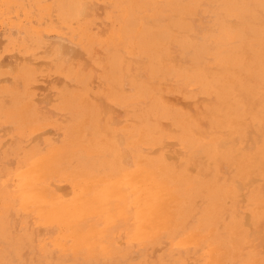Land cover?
<instances>
[{
	"label": "rangeland",
	"instance_id": "rangeland-1",
	"mask_svg": "<svg viewBox=\"0 0 264 264\" xmlns=\"http://www.w3.org/2000/svg\"><path fill=\"white\" fill-rule=\"evenodd\" d=\"M165 1L0 0V63H2L0 64V264H113V262L115 264H232L233 261V264H264V259H261L264 258V246H261L264 243V228H261L263 225L259 226V224L264 223V217L263 219H261V216H257L261 217L260 219L253 217L252 221L254 219L253 223L255 224L251 228L248 222L250 219L246 215L249 209H252V203L249 200H245L242 203L240 201L234 202V206L241 213H235L237 216L235 214L225 213L224 215V213H220L221 215L223 214L222 217L221 215L214 216L213 219V216H201L200 214L198 216L196 213L191 215L193 217L187 216L184 218L185 225H182L183 218H180L178 220L180 226L178 229L181 230H179L181 233L174 230L171 233L160 235L156 240L149 238V236L136 235L138 226L130 207L128 208V206H131V202L122 201L120 198L125 196L126 191L119 184L122 182V171L114 163L116 155L121 152H126L127 154L131 150L127 145L128 141L133 140L122 136L125 134V128L127 131L138 129L140 116H146L158 121L156 122V127L163 125L159 129L165 132L164 118L169 113L173 114L172 110L166 108V104L168 106L175 104L181 107L178 108L176 106L177 109L183 108L186 110L187 104H183L187 99L183 100L180 97L177 99V95L173 93L174 96L169 91H165L166 101L161 102L159 98V105L154 102L156 97H159L164 92L162 90L165 83L175 84L179 89L187 88L190 90L191 96L194 94L200 95V86L194 83L195 80L191 76L187 77L185 72L180 74L176 68L163 66L158 62L156 69L159 74H157V77H160L159 81L165 78L164 82L162 81L158 86L154 84V86L148 81L149 84L144 88L146 81L149 78L152 79V76L149 73H144V70L141 73L144 78L136 80L135 60L141 61V64L148 65L152 61V56H154V53L157 54L158 50L167 52L174 48V50H178L182 54L180 55L181 57L187 55L192 60L193 65H206L204 69L206 73H216L220 68L216 63L217 60L223 61L226 55L231 58L230 62L233 63L240 59L239 54L233 51L234 49L237 50L240 44L236 43L234 48L233 42H226L227 39L216 40L219 41L218 48L221 52L219 54L218 50L215 54L211 50L195 54V52H198L196 48L193 53H190L194 48L182 41L178 32L182 28L183 17L192 3L197 6L198 1L192 0V2L190 0V3L188 0H181L180 2L175 0L176 3L173 0ZM199 1L202 3L201 0ZM204 1L208 4L209 10L217 9V11L213 10L217 15H220L221 12H226L228 8H224L225 6H232L229 0H227L228 5H225L223 0L222 2L220 0ZM252 1L259 7L257 8V5L253 4ZM245 3H247L250 13L246 15L248 19L246 17L244 19L243 28L246 32L244 29L243 31L247 35V39L245 38L244 41H249L248 36L254 30L259 33L258 35L256 34L259 37L257 38L259 42H253L254 44L251 43V46H254L253 48H264V44L261 42L264 38V20H262L264 11L260 8L257 0H245ZM144 5L147 6L145 7ZM250 6L252 7L250 8ZM176 10L179 14H176ZM251 13L255 16L258 13L260 17H256L262 18L256 24L258 30L254 28V25L249 27L252 22ZM222 16L225 15L222 14ZM227 19L235 20L234 18ZM172 30L178 35L172 33ZM170 40H173V43ZM237 45L239 46L237 47ZM188 50L189 52H187ZM182 52L185 53L183 54ZM80 54L81 56H79ZM258 60L260 59L258 58ZM153 61L157 60L154 58ZM233 63L225 67L223 64L221 65V68H223L222 76L226 81L215 76L210 81L213 82L219 79L218 81L221 80L220 82H229L230 84L240 83L241 79L247 76V73L242 67V62L237 67L233 66ZM5 65L6 67H4ZM187 65H191L189 60ZM190 67L186 66V70L189 73L192 72ZM232 68L235 69L232 70ZM229 69L233 72H230ZM243 70L246 74L242 72ZM237 74L239 78L236 77ZM233 76H235V79H233ZM201 79L203 82L205 77H201ZM186 82L187 84H185ZM136 85L138 89L141 88L140 91L135 90ZM142 87L144 90H142ZM101 104L104 106L101 107ZM101 108L103 109L101 110ZM137 109L139 110L137 111ZM226 110L227 107L222 112L224 118H227L228 115L225 114ZM88 113L92 114L95 130L99 133V137L94 139V141L97 140V144L94 142L97 150L84 148L86 144L83 141L85 140L76 136L78 132L83 134L87 127L93 129V126L86 122V114ZM259 118L262 119L263 117ZM258 123L259 119H255L253 122L254 126ZM149 125L150 121L148 120L147 126L145 124L148 130ZM67 129L69 133H67ZM77 130L79 131L76 132ZM201 130L203 131L204 128ZM108 132L110 137L114 138L111 140L112 144H110V138L107 136ZM63 143L64 145L67 144L69 148H65L66 146ZM58 144H61L63 148L60 149L61 147ZM79 145H81V149ZM100 146L103 150L97 148ZM114 146L117 148H114ZM141 146H145L141 150L143 154L148 155L151 152L149 145L143 144ZM70 147L74 148L75 151L72 148L70 149ZM227 147L228 145L224 149H227ZM32 150L34 152L30 153ZM67 150L70 153H66ZM81 151L84 155L89 152L90 157L88 154L82 156ZM74 152H79L80 155ZM107 153H110L111 159L109 158V161H114L113 164L116 165V168L115 166L111 168L109 161L107 165L104 164L103 161H106V156H109ZM79 157L81 161L84 160L83 162L88 161V164L84 165L86 168L82 169L83 173L89 165L92 166L91 161L93 165H96L92 166L94 169L90 170V174H94L93 176L86 174V172L84 175L82 173V177L74 175L75 172L71 167L75 164L72 163H75L74 160ZM40 159L41 167L45 164L50 166L43 178L45 193L42 196H46L52 206L68 210L66 215L71 209L70 205L75 203L76 200H87L83 205H78L76 209L82 214L81 219L73 221L71 217L70 222L75 224L76 227L79 226L83 233H88L93 226L97 231L106 230L105 233L101 234V239H98L102 250L91 251L83 244L79 247L74 246L71 238L67 237L70 234V228L66 223L46 222L47 220L43 218L47 214L45 206L41 207L35 203L24 204L21 196L30 189V180L27 172L34 162L40 161ZM43 169L44 167L41 170ZM87 178H89L88 186L83 184ZM38 186H41V183ZM83 190L84 193L81 194ZM98 191L108 195L104 204L105 209L102 212L99 210V198H97V193H95ZM248 198L250 199V195H248ZM88 202L95 207L93 208V213H91L92 210L87 209ZM118 212H121L120 216H118ZM223 218L228 219L227 223H231L232 220L239 222L237 225L240 227L235 226L236 223L233 221L231 224L228 223L229 225L227 226ZM186 219L189 221H186ZM107 222L109 225H107ZM210 223H213V226ZM204 225L209 226L206 229ZM246 226L250 227V230ZM244 227L248 230L246 231L248 234L245 232ZM222 230L224 231L222 232ZM258 230H260V234ZM201 231L203 232L201 233ZM215 232L218 236L215 235ZM254 236H256L255 238L258 242L261 240L263 243L260 242L257 245L258 242L255 243ZM258 236L260 237L259 239L257 238ZM218 237L219 241L217 244ZM208 238L209 240H207ZM220 240L221 242L223 241V244L220 243ZM227 240L229 241L228 243ZM201 241L203 242L201 243ZM240 242L242 245L244 244V247L240 245ZM250 242H253L252 246ZM199 244L200 247H198ZM255 245H257V248ZM251 250L253 251L251 252ZM239 252L243 255L239 254ZM226 257H228V260H226ZM181 258L186 259L182 260ZM247 259H250V261Z\"/></svg>",
	"mask_w": 264,
	"mask_h": 264
},
{
	"label": "bare ground",
	"instance_id": "bare-ground-1",
	"mask_svg": "<svg viewBox=\"0 0 264 264\" xmlns=\"http://www.w3.org/2000/svg\"><path fill=\"white\" fill-rule=\"evenodd\" d=\"M180 1L181 0H179V2ZM189 1L190 0H188V2ZM197 1H198V5L195 6V4L192 3V5L189 8V10L187 11L186 15L183 17L184 22L182 24L181 30L178 32V34L181 35V40L194 48L192 50V52H190V53H193L195 51V48H196V49H198V52H195V54H201L200 53L201 51H203V52L208 51L209 52L210 50L212 52H214L213 54H215L218 50V54H219V53H221L219 48H218V46H219L218 42L219 41H216V40L227 39L226 42H231V43L233 42L232 45L234 46V48L236 46L235 45L236 43L240 44V46L237 45V47L239 46V48H237V50H235V49L233 50V51H236L235 53L239 54L240 59H237V61H234V59H233V61L235 62V63H233V62H230L231 58H228V55H226L225 58L223 57L224 58L223 61L217 60L216 63L220 66V68H219L218 72L216 71V73L215 72L210 73L208 71H207L208 73H206V71L204 70L206 68L205 67L206 65L205 66H198L196 64L193 65V62H191L192 60H190L187 57V55H183L184 57L183 56L181 57L180 55H182V54H180V52L178 50H174V48L173 49L171 48L167 52L164 50H162V51L158 50L157 54L154 53V56H152L151 62H154L153 61L154 58L157 61H155L154 63L150 62L148 65H144L143 63L141 64L140 63L141 61L138 62L137 60H135L136 80H138L139 78L142 79V77L144 78V75L141 74L142 72H144V70H145L144 73H149L152 76V79L149 78L146 81L144 88L147 87V85L149 84L148 81H150V83L152 85L156 84L158 86L165 79L164 78L163 80L159 81L160 77H157V74H159V73H157V69H156L157 62H158L159 64H161L163 66H167V67L171 66V67L176 68L180 74L182 72H185V74H186L185 76H187V77L191 76V78L195 80L194 83L197 86H200V88H199L200 89V95L194 94L193 96H191L189 93L190 90H188L187 88L179 89V87L175 84L170 85V84H168L169 82L167 84L163 83L164 89L162 88L163 89L162 91H164V92L162 94H160L159 97H156V100H154V102H156L159 105V103H158L159 98H160L161 102L166 101L167 99L165 98V91L166 92L169 91L172 95H174V94L177 95V99L179 97L183 100L187 99L185 101L186 103L184 102V104H183L181 102L183 105L187 104L186 105L187 107L185 106L186 110H184L183 108L177 109L178 106L175 104H172L171 106H168L166 104V106H167L166 108L172 110L173 114L171 115L169 113V115H167L165 118L162 117L165 120L164 121V127L166 128L165 132H163V131H161V129H159L163 125L156 127V122H158V121L150 119L149 117L147 118L146 116H144V117L140 116V123H139L138 129H136L134 127L135 130H131V131L128 130L127 131V129L125 128V134L122 135L125 138L127 137V138L133 139L130 142L128 141V145L125 143L131 149L128 152L129 154L127 153L128 154L127 155L126 152L119 153L118 155H116V160L114 163V161H112V160L109 161L110 153H107L109 156L108 157L106 156V161H103L105 165H107V162L109 161L110 162L109 165L112 166L111 168H113L114 166L116 168V165H117L120 168V170L122 171V179H121L122 182H120L119 184H121L123 186V188H125L126 193H125V196H122L120 198L122 201L131 202V206H128V208L130 207V209L132 211V215L135 217L134 219H135L136 225L138 226V230L136 231V235L141 234V236H143V237L149 236V238L156 239V240L160 235L171 233L174 230H177L179 233L181 231L180 229H178L180 227L179 222H178V220L180 218H183V223H182V225H183L185 223L184 222L185 217H187V216L193 217L191 215L196 214V213H197L196 215L200 214L201 216H203V215L208 216V217L213 216V219H214V216H220L221 215L220 213H224V215H225V213H229V214L238 213L239 211L237 210L236 206H234L235 201L236 202L240 201L242 203L245 200L246 201L249 200L252 203V209L250 208L249 212L246 213L247 217H249V219H250L249 221L248 220L247 221L251 225V228L254 227L253 224H255V223H253L254 219L252 221L253 217L261 216L262 217V218L260 217L261 219H263V217H264V48L255 47L256 48L255 49V48H253L254 46H251V43L259 42V39H257V38H259L257 36L259 33L255 32L254 30L248 36L249 41H247V42L244 41V39L247 36V35H245V33H244L245 29L243 28L244 19H245L246 15H248L250 13V11L248 10L249 7H247V3H245V0H229L232 3V6L231 7L225 6L224 8H226V9L228 8V9L226 10V12H221L220 15H217V13L213 11L215 9H213L212 11L209 10L208 4L206 3V1L201 0L202 3L199 0H197ZM213 1H215V0H213ZM263 1L264 0H257V2L260 4V8L264 11ZM173 2H175V0H173ZM220 2H222V0H220ZM223 2L225 3V5L226 4L228 5L227 0H223ZM82 3H84V2H82ZM85 3H87V2H85ZM212 3H214V2H212ZM252 3L254 4L255 2L252 1ZM162 4H164V3L162 2ZM183 5L185 6V4H183ZM251 7L252 6H250V8ZM256 7L258 8L259 6L257 5ZM97 9H98V7H97ZM141 9H143V8H141ZM219 9H220V6H219ZM253 9H254V7H253ZM253 9H251V10H253ZM174 11H175V9H174ZM182 11H184V10L182 9ZM215 11H217V9ZM253 12H254V10H253ZM177 13L178 12L176 10V14ZM222 14L225 16H222ZM220 16L223 17V19H221ZM251 16H252L251 17L252 22L250 23L251 25H249V27L254 25V28L257 29L256 24L262 18L261 19L258 18V17H260V16H258V13L256 15L258 17H256L252 13H251ZM133 18H135V17H133ZM227 18H234L235 20H228ZM262 20H264V18ZM260 26H258V27H260ZM176 29H177V27H176ZM243 29H244V31H243ZM247 32H248V30H247ZM172 33H175V32L172 30ZM178 34L175 33V35H178ZM248 34H249V32H248ZM170 41H172V43H173V40H170ZM261 42L264 44V38L262 39ZM221 44L223 45V43H221ZM63 46H62V49H63ZM226 47H229V46H226ZM178 48H176V49H178ZM188 48H190V47L188 46ZM62 49H61V51H62ZM152 49H154V48H152ZM179 50H180V48H179ZM253 50H255V51H253ZM71 51H73V50H71ZM185 52H186V50H185ZM187 52H189V50ZM227 52H229V51H227ZM72 53H74V52H72ZM79 56H81V54ZM230 57H232V56H230ZM69 58H70V56H69ZM186 58L189 60V62L191 64L190 66H192V67L187 65L188 60ZM258 58L260 60H258ZM243 61H244V63H243ZM241 62H242L243 69L247 73V76L245 75L246 77L242 78L240 83L230 84L229 82H220L221 80L218 81L219 79L214 80L213 82L210 81V79H213L214 76L219 77L222 80L226 81V79L222 76V74H223L222 69L223 68H221V65L223 64V66L225 67L226 65L233 63L232 65L237 67V66H239V64ZM0 64H2V63H0ZM186 66L190 67V69H192L191 73L187 72ZM4 67H6V65ZM163 68L166 69L165 67H163ZM211 68H213V67H211ZM14 69H17V68H14ZM233 69H235V68H232V70ZM232 70L229 69L230 72ZM244 70L242 72H244ZM245 72H244V74H246ZM13 73H15V72H13ZM205 73H206V75H205ZM225 73H226V71H225ZM196 75L199 77H197ZM162 77H164V76H162ZM201 77H205V80L203 82L201 81L202 80ZM233 77H234L233 79H235V76H233ZM236 77H238V74ZM190 81H188V82H190ZM185 84H187V82ZM144 88L142 87V90H144ZM176 88H178L179 90ZM102 89L104 90V88H102ZM168 89H170V90H168ZM135 90L140 91L141 88L138 89V87L136 85ZM148 91H150V90H148ZM144 95H145V93H144ZM178 95H180V96H178ZM100 96H102V95H100ZM151 96H152V94H151ZM171 100H173V99H171ZM99 103H101V102L99 101ZM102 106H104V105L101 104V107ZM225 107H227V110L225 113V114H228L227 118H224L223 117L224 114L222 113L223 109ZM178 108H181V107H178ZM102 109L103 108H101V110ZM138 110L139 109H137V111ZM69 113H71V112H69ZM179 114H181V115H179ZM91 115L92 114H90V113L86 114V117H87L86 122L90 123L93 126V129H90L87 127V130L83 134L81 132H78L79 130H77L76 132H78V133L76 134V136L81 137L80 139L85 140V141H83V143H85L87 146L85 145L84 148H90L89 150H93V149L97 150L95 148L96 145L94 143V142H96V144H97V140L94 141V139L99 137V135H98L99 133L95 130L94 120L92 119ZM164 115H165V113H164ZM259 117H261V118L263 117V118L260 119ZM255 119H259V123L255 124V126H254L253 122ZM148 120L150 121L149 130L146 127L148 124ZM187 121H188V123H187ZM84 123H85V121H84ZM140 124H141V127H140ZM145 124H146V126H145ZM89 127H90V125H89ZM203 128H204V130L202 131L201 129H203ZM68 129H70V128L68 127ZM68 129H67V131H68ZM67 133H69V131ZM109 134L110 133L108 132L107 136L110 138V144H112L111 140L114 138L110 137ZM73 144H74V142H73ZM105 144H104V146H105ZM143 144L144 145L147 144L150 147L151 152L148 155L143 154V152L141 151L142 148L145 147V146H141ZM58 145H60V147H61V144H58ZM63 145H64V143H63ZM76 145H77V143H76ZM81 145H82V143H81ZM81 145H79L80 149H81ZM226 145H228V147H227V149L226 148L224 149V147H226ZM64 146H66L65 148L68 147L67 144ZM112 146H110V148H112ZM74 147H75V145H74ZM62 148L63 147H61L60 149H62ZM71 148L72 147H70V149ZM97 148L102 149L101 146L97 147ZM114 148H117V147L114 146ZM72 150H74V148H72ZM98 151H100V150H98ZM33 152L34 151L32 150V152H30V153H33ZM63 153H64V151H63ZM66 153H70V152H68V150H67ZM74 153H76V154L78 153L80 155L79 152H74ZM88 153H85V155H87ZM91 153H90V155H91ZM111 153H112V151H111ZM115 154H117V153H115ZM83 155L84 154L82 152V156ZM88 156H89V154H88ZM62 157H63V155H62ZM65 158H66V156H65ZM107 158H108V160H107ZM74 161H75V163H72V164H75V165L73 167H71L75 172L74 175H79L82 177V173H83L82 169L86 168V166H84V165L88 164V161L86 160L85 162H83L84 160L81 161L80 157L76 158V160H74ZM94 161H95V159H94ZM103 162H102V164H103ZM90 163L92 166H96V165H93L92 161ZM113 163L116 165H114ZM92 166L89 165L87 167V169H85L83 175L85 174V172H86V174H90V170L92 168L94 169V167H92ZM43 167H44V169L41 170ZM43 167H41V159H40V161L34 162V164L29 168L27 175H28L29 180H30V185H29L30 189L27 191V193H23V195L21 196L23 199L22 201H24V204L25 203H30V204L35 203L38 206L40 205L41 207L45 206V208L47 209V210H45L47 212V214L43 218L45 220H47L46 222L66 223L70 228V230H69L70 234L67 235V237L71 238L74 246L79 247L80 245L83 244L84 246H86V248L88 250H91V251L92 250L94 251L96 249L102 250L100 248L99 243H98V239H101V234L105 233L106 230L97 231L96 229H94V226H93V228H90L88 233H83L82 232L83 230H81V228L79 226L76 227L75 224L70 222L71 217L73 218V221H77V220L79 221L81 219L82 214L79 211H77L76 209L78 208L77 207L78 205H83L87 200H84V199L76 200L75 203L70 205L71 209H69V213L66 215L68 210H62V209H58V208L52 206L50 203V200L46 199V196H42L43 193H45L44 192V186H43V178L45 177L46 171L50 168V166L45 164V165H43ZM104 170H105V168H104ZM90 175H92V174H90ZM88 180H89V178H87L83 184H86V186H88V184H89ZM68 181H69V179H68ZM39 183H41V186H38ZM123 188H121V189H123ZM83 193H84V190L81 191V194H83ZM95 193H97V198H99V200H98V202L100 203L99 210H100V212H102L105 209L104 204L107 200L106 198L108 195L102 191L101 192L98 191ZM248 195H250V199L248 198ZM126 196L129 198L127 199ZM47 197H48V195H47ZM195 202L197 204L200 203V205L197 206V204ZM240 202H238V203H240ZM239 206H241V205H239ZM67 208H69V206H67ZM93 208H95V207H93L92 204L90 205V203L88 202L87 203V209L92 210L91 213L94 212ZM120 215H121V212L120 213L118 212V216H120ZM122 215H125V214H122ZM222 215H221V217H222ZM246 215H245V217H246ZM200 218H202V217H200ZM257 218L260 219L259 217H257ZM228 219L230 220V218H228ZM228 219L227 220L224 219L226 221V223H227ZM246 219H248V218H246ZM246 219H244V220H246ZM221 220H222V218H221ZM186 221H189V220L186 219ZM232 221H231V223L234 222V221L233 222ZM260 221H262V220H260ZM204 222L207 223V221H205V220H204ZM243 222H245V221H243ZM206 223H204V224H206ZM228 223L231 224L230 222H228ZM228 223H227V226L229 225ZM234 223H236L235 226H239V225H237L239 222L237 223V221H236ZM194 224H195V222H194ZM214 224H217V223H214ZM107 225H109L108 222H107ZM198 225H200V224H198ZM210 225L213 226V223L212 224L210 223ZM218 225H221V224H218ZM261 225H263V227ZM196 226H197V224H196ZM207 226H209V225H204V227L206 229H207ZM256 226H257V223H256ZM259 226H261V228H264V223L259 224ZM81 227L83 228V226H81ZM246 227H248V226H246ZM246 227H244L245 232L248 231V230H246ZM257 227H256V229H257ZM249 228L250 227H248V229ZM181 229H182V227H181ZM184 229H186V228L184 227ZM242 229H243V227H242ZM259 229H260V227H259ZM260 230H258V233L260 232ZM107 231H108V229H107ZM177 231H175V232L177 233ZM223 231L224 230H222V232ZM226 231H228V230H226ZM251 231H253V230L251 229ZM251 231H250V233H251ZM256 231H254V232H256ZM202 232L203 231H201V233ZM216 232H217V230H216ZM216 232H215V235H217ZM251 234L253 235V233H251ZM263 234H264V230H263ZM255 235H256V233H255ZM220 236H221V234H220ZM240 236L242 237V235H240ZM249 236L253 237L251 235H249ZM172 237H173V235H172ZM225 237L228 239L227 236H225ZM225 237H224V239H225ZM255 237L256 236H254V238ZM209 238L207 240H209ZM257 238L259 239L260 237L258 236ZM218 239H219V237L217 238V241H216L217 244L219 241ZM262 239H263V237H262ZM255 240H256L255 243H257L258 240L256 238H255ZM252 241H254V240H252ZM25 242H26V240H25ZM202 242L203 241H201V243ZM228 242L229 241L227 240V243ZM242 242H244V241H242ZM260 242L263 243V241L259 240L257 245H259ZM212 243L214 244V242H212ZM220 243L223 244V241L221 242V240H220ZM250 243H247V244H250ZM252 243H251V246H252ZM148 245H150V244H148ZM228 245L230 246V244H228ZM240 245H242V243ZM257 245H255V247ZM222 246H220V247H222ZM229 246H227V247H229ZM242 246L244 247V244ZM261 246H264V243L261 244ZM101 247H103V246H101ZM162 247H164V246H162ZM198 247H200V244L198 245ZM225 247H226V245H225ZM235 247H237V246H235ZM255 247H253V248H255ZM246 248H248V247H246ZM261 249H259V250H261ZM155 251H157V250H155ZM162 251H163V249H162ZM252 251L253 250H251V252ZM261 251H263V250H261ZM243 252H245V251H243ZM249 253H250V251H249ZM239 254L243 255L240 252H239ZM254 254H256V253L254 252ZM250 257H251V255H250ZM125 258H126V256H125ZM227 258L228 257H226V260H228ZM76 259H78V258H76ZM181 259L185 260L186 258H181ZM229 259H231V258H229ZM261 259H264V258H261ZM226 260H224V261H226ZM247 260L250 261V259H247ZM238 261H240V260H238ZM179 262H180V260H179ZM262 262H263V260H262ZM233 263H234V261L232 262V264ZM113 264H115V263L113 262Z\"/></svg>",
	"mask_w": 264,
	"mask_h": 264
}]
</instances>
